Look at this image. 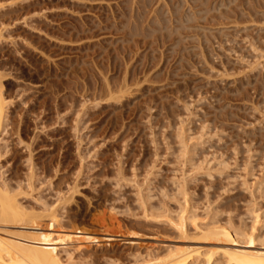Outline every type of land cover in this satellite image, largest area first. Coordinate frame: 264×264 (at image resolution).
I'll list each match as a JSON object with an SVG mask.
<instances>
[{
    "label": "rangeland",
    "instance_id": "1",
    "mask_svg": "<svg viewBox=\"0 0 264 264\" xmlns=\"http://www.w3.org/2000/svg\"><path fill=\"white\" fill-rule=\"evenodd\" d=\"M222 1L0 0L11 103L0 189L29 211L56 210L62 223L46 228L47 212L40 228L60 230L65 264H155L192 245L264 251V0ZM195 224H233L258 242L202 239Z\"/></svg>",
    "mask_w": 264,
    "mask_h": 264
},
{
    "label": "bare ground",
    "instance_id": "2",
    "mask_svg": "<svg viewBox=\"0 0 264 264\" xmlns=\"http://www.w3.org/2000/svg\"><path fill=\"white\" fill-rule=\"evenodd\" d=\"M134 1V0H133ZM137 1V0H136ZM215 1V0H214ZM220 1V0H219ZM224 1V0H223ZM223 1H222V3H223ZM230 1V0H229ZM234 1V0H233ZM159 2V1H158ZM199 2V1H198ZM203 2V1H202ZM186 3H187V1H186ZM219 4H220V2H218ZM218 3H216V4H218ZM151 4V3H150ZM175 5V4H174ZM187 5V4H186ZM221 5V4H220ZM219 5V6H220ZM223 5H225V4H223ZM180 6V5H179ZM188 6H189V4H188ZM198 6V5H197ZM213 6V5H212ZM219 6H217L218 8H220ZM226 6V5H225ZM169 7V6H168ZM175 7V6H174ZM222 7H224V6H222ZM228 7V6H227ZM227 7H224V8H227ZM179 8V7H178ZM177 8V9H178ZM189 8V7H188ZM194 8V7H193ZM216 8V7H215ZM217 8V9H218ZM169 9V8H168ZM192 9V8H191ZM201 9V8H200ZM199 9V10H200ZM244 9V8H243ZM198 10V11H199ZM203 11H205L204 9H202ZM212 9H210V11H211ZM219 10V9H218ZM156 11V10H155ZM167 11V10H166ZM165 11V12H166ZM194 11V10H193ZM196 11H197V9H196ZM203 11H201V12H203ZM214 11V10H213ZM216 11V10H215ZM257 11V10H256ZM164 12V13H165ZM174 12V11H173ZM179 12V11H178ZM190 12H192L191 10H190ZM195 12V11H194ZM200 12V11H199ZM151 14V13H150ZM173 14V13H172ZM186 14V13H185ZM193 14V13H192ZM195 14V13H194ZM193 14V15H194ZM207 14H209V13H207ZM240 14V13H239ZM163 15V14H162ZM189 15V14H188ZM192 15V16H193ZM134 16V15H133ZM172 16V15H171ZM205 16V15H204ZM220 16H222L221 14H220ZM224 16V15H223ZM149 17V16H148ZM180 17V16H179ZM183 17V16H182ZM190 17V16H189ZM149 18H151V17H149ZM149 18H148V20H149ZM166 18V17H165ZM197 18V17H196ZM196 18H194V19H196ZM204 18V17H203ZM225 19H226V17H224ZM12 19V18H11ZM183 19V18H182ZM192 19V18H191ZM199 19V18H198ZM198 19H197V21H198ZM201 19V18H200ZM234 19V18H233ZM176 20V19H175ZM187 20V19H186ZM253 20V19H252ZM155 21V20H154ZM157 21V20H156ZM178 21V20H177ZM236 21V20H235ZM258 21V20H257ZM171 22V21H170ZM185 22V21H184ZM250 22H252V21H250ZM254 22V21H253ZM2 23V22H1ZM0 23V24H1ZM4 23V22H3ZM172 23V22H171ZM240 23V22H239ZM243 23V22H242ZM246 23V22H245ZM9 24V23H8ZM158 24V23H157ZM161 24V23H160ZM181 24V23H180ZM220 24V23H219ZM224 24V23H223ZM2 25V24H1ZM3 25H7V24H3ZM3 25H2V27H3ZM184 25V24H183ZM180 26V25H179ZM188 26H191V25H188ZM5 27V26H4ZM168 27H170V26H168ZM178 28V27H177ZM185 28H186V25H185ZM188 28V27H187ZM191 28V27H190ZM168 29V28H167ZM145 30V29H144ZM156 30V29H155ZM185 30V29H184ZM172 31V30H171ZM2 31H0V33H1ZM172 34V33H171ZM4 35V34H3ZM2 35V36H3ZM0 36H1V34H0ZM182 40V39H181ZM7 68V67H6ZM4 70V69H3ZM1 71V70H0ZM5 72V71H4ZM4 72L2 73V74H4ZM8 72V71H7ZM7 72H5V73H7ZM126 72V71H125ZM1 73H0V129H4V126L2 127V124L3 125H5V124H7V123H3V121L5 120V118H6V114H5V118H4V120H3V115H4V113H6L5 112V106L7 105V103H8V101H7V103H6V105H5V102H6V100L7 99H4V97H3V92H2V89H3V76H8L7 74H4V75H2ZM11 74V73H10ZM17 74V73H16ZM102 74V73H101ZM127 74V73H126ZM12 75V74H11ZM11 75H9V76H11ZM152 75V74H151ZM146 76V75H145ZM148 76V75H147ZM104 75H103V79H104ZM125 77H126V75H125ZM11 78H12V76H11ZM14 78V77H13ZM124 78V77H123ZM5 79V78H4ZM107 79V78H106ZM125 79V78H124ZM15 80H16V78H15ZM105 80V79H104ZM138 80H139V78H138ZM109 81V80H108ZM123 81V80H122ZM121 81V82H122ZM152 81V80H151ZM24 82V81H23ZM105 82H107V80H105ZM145 82V81H144ZM127 83V82H126ZM31 84V83H30ZM110 83H108L107 84V86L109 85ZM125 84V83H124ZM141 84V83H140ZM139 84V85H140ZM32 85V84H31ZM120 85H121V83H120ZM120 85H119V87H120ZM126 85V84H125ZM132 85H134V84H132ZM136 85H138V84H135V86ZM130 86V85H129ZM48 87H50V86H48ZM123 87H125V88H122L124 91H125V89L128 87V86H123ZM134 87V86H133ZM53 88V87H52ZM51 88V89H52ZM56 88V87H55ZM121 88V87H120ZM120 88L118 89V90H120ZM130 89L132 88L131 86L129 87ZM135 88H137V87H135ZM5 89V88H4ZM109 89H110V86H109ZM108 89V90H109ZM117 90V91H118ZM122 90V91H123ZM127 90H129V89H127ZM83 91V90H82ZM116 91V90H115ZM121 91V90H120ZM120 91H118L119 93H120V95L122 94V92H120ZM109 93L111 92V91H108ZM135 92H137L136 90H135ZM96 93V92H95ZM94 93V94H95ZM125 93V92H124ZM126 93H129V94H131V92H129V91H127ZM132 93H133V91H132ZM111 94V93H110ZM110 94H108V97H110L111 95ZM113 94V93H112ZM116 94V92H114V94L112 95V96H114ZM118 94V93H117ZM116 94V95H117ZM85 95V94H84ZM107 95V94H106ZM115 95V96H116ZM124 95L125 94H122V96L124 97ZM128 95V94H127ZM134 95V94H133ZM111 96V97H112ZM130 96V95H129ZM110 97V98H111ZM116 97H118L117 99H115V101H117L118 99H119V96H116ZM131 97H132V95H131ZM110 98H108L109 100H110ZM113 98H115V97H113ZM112 98V99H113ZM95 99V98H94ZM102 99V98H101ZM103 99H106V98H103ZM122 99H125V98H122ZM108 100V101H109ZM120 100H121V98H120ZM119 100V101H120ZM113 101H114V99H113ZM10 103V102H9ZM8 103V104H9ZM123 103V102H122ZM11 104V103H10ZM161 112V111H160ZM8 113V112H7ZM160 115V114H159ZM225 115V114H224ZM6 121V120H5ZM169 124V123H168ZM2 127V128H1ZM6 127V126H5ZM8 127V126H7ZM6 127V128H7ZM5 130V129H4ZM1 131V130H0ZM222 132H224V131H222ZM221 132V133H222ZM226 132V131H225ZM164 135V134H163ZM220 135V134H219ZM175 136H177V135H175ZM179 136H180V134H179ZM179 136H178V138H179ZM228 137V136H227ZM176 138V137H175ZM182 138V137H181ZM219 138V137H218ZM166 139V138H165ZM220 139V138H219ZM218 139V140H219ZM183 140V139H182ZM220 141V140H219ZM156 142V141H155ZM179 143V142H178ZM177 143V144H178ZM180 143H182V141H180ZM183 144L185 145V143L183 142ZM182 144V145H183ZM183 145V146H184ZM178 146H180V144L178 145ZM182 147V146H181ZM185 147V146H184ZM187 147V146H186ZM185 147V148H186ZM220 147V146H219ZM186 149H188V147L186 148ZM189 150L190 149H188V151L186 150L185 151V155H187V153L186 152H189ZM203 150V149H202ZM184 151V150H183ZM182 151V152H183ZM180 152H181V150H180ZM194 154V153H193ZM195 155V154H194ZM197 155V154H196ZM190 156H192V155H190ZM188 157V156H187ZM189 158V157H188ZM195 159V158H194ZM193 159V160H194ZM191 160V159H190ZM149 177V176H148ZM148 179V178H147ZM146 179V180H147ZM151 179V181H152V178H150ZM146 180H145V182H146ZM148 181V180H147ZM182 181V180H181ZM183 182H186V181H183ZM183 182H181V184L179 185L180 187H182L184 184H182ZM146 184V183H145ZM148 184V183H147ZM146 184V185H147ZM187 184V183H186ZM185 184V185H186ZM141 185V184H140ZM150 185V184H149ZM149 185L148 186H146V187H149ZM182 185V186H181ZM180 187H176V188H179V192H180V190L181 189H185V187H183V188H181L180 189ZM155 188V187H154ZM187 188V187H186ZM7 189V188H6ZM3 189L4 190V192H3V190H1L0 189V226H18V227H22V228H26V230H27V232H25L24 230V232L25 233H23L24 235H21V236H9V237H5V236H3V235H1V232H0V264H65L62 260H61V258H60V256L61 255H59L58 254V251H59V248H58V244L56 245V243L58 242L57 240H60V239H63V241H64V239L65 238H60L61 236H59L60 235V233H58L60 230H54V228H53V230H51V228H48V229H50L51 231H47V232H45V230L44 231H42V228H40V226L42 227V225H40V223H42L41 222V220H43V217H44V219H45V215H46V218H49L48 217V215L50 216V218H52L50 221H49V223H47L46 225V228L48 227V225L50 224H53L52 226H57V225H55L56 223L58 224H60V222L57 220V218H59L58 216L56 217V210H54V208L55 207H53V210L54 211H51L50 210V212H48V211H43V213L41 214V212H40V210H39V212H40V214L39 213H37L38 211L36 210V212L34 211L35 209H30V211L29 210H27V207H24V206H22L23 204H21L20 202H19V200L17 199V198H15V196H14V194L11 196V194L12 193H9V191H7V190H9V189ZM75 189V188H74ZM184 189H183V191L182 192H184ZM71 190H72V188H71ZM76 190V189H75ZM162 190V189H161ZM161 190H160V192H161ZM186 190H188V189H186ZM11 191V190H10ZM141 191V190H140ZM75 192H77V191H72V193H73V196H74V194H75ZM148 192V191H147ZM176 192H178V191H176ZM187 191H185V193H186ZM149 193H152V192H149ZM188 193V192H187ZM141 194V193H140ZM147 194V193H146ZM145 194V195H146ZM164 194V193H163ZM72 195V194H71ZM71 195L68 197V198H72L71 197ZM144 196V193L143 194H141V196H139V198H142L143 196ZM149 195V194H148ZM180 195H182V194H180ZM185 195V194H184ZM167 196V195H166ZM169 196V195H168ZM150 197V196H149ZM154 197V196H153ZM74 198V197H73ZM144 198H145V196H144ZM144 198H142V199H144ZM152 198V197H151ZM155 198H157V197H155ZM231 198V197H230ZM163 199V198H162ZM165 199V198H164ZM65 200H67V198H65ZM73 200V199H72ZM141 200V199H140ZM153 200V199H152ZM143 201V200H142ZM141 201V203L143 204V205H146V206H148L146 203H148L146 200V203H145V201H143L142 202ZM160 201V200H159ZM166 201V200H165ZM67 202H69L68 200H67ZM72 202V201H71ZM70 202V203H71ZM227 202V201H226ZM91 203V202H90ZM151 203V202H150ZM160 203V202H159ZM162 203V202H161ZM224 203V202H223ZM236 203V202H235ZM68 204V203H67ZM141 204V205H142ZM46 205V204H45ZM44 205V206H45ZM77 205V204H76ZM142 205V206H143ZM160 205V204H159ZM140 206V205H139ZM146 206L144 207V208H146ZM151 206V205H150ZM161 206H164L163 204L161 205ZM255 206V205H254ZM253 206V208L255 209V207ZM48 207V206H47ZM167 206H166V204H165V208H166ZM79 208V207H78ZM142 208V207H141ZM144 208H143V210H144ZM44 210H45V207L43 208ZM48 209V208H47ZM46 209V210H47ZM51 209V208H50ZM148 209V208H147ZM146 209V210H147ZM163 209V208H162ZM161 208H160V210H162ZM32 210V211H31ZM58 210V209H57ZM158 210H159V207H158ZM247 210H249V209H247ZM246 210V211H247ZM250 210H252L251 208H250ZM145 211V210H144ZM157 211V210H156ZM163 211V210H162ZM167 211H168V209H167ZM252 211H254V210H252ZM45 212V213H44ZM48 212V213H47ZM52 212V213H51ZM55 212V213H54ZM95 212H96V210H95ZM98 212V211H97ZM147 212V211H146ZM166 212V211H165ZM164 212V213H165ZM169 212H171L170 210L168 211V213L167 214H169ZM235 212V211H234ZM255 212V211H254ZM254 212H252V213H254ZM48 215H47V214ZM51 213V214H50ZM58 213V212H57ZM148 213V212H147ZM146 213V216L148 215ZM150 213V212H149ZM163 213V212H162ZM218 213V212H217ZM222 213H224V212H222ZM228 213L229 212H227V215H228ZM232 213V212H231ZM230 213V214H231ZM43 214H45L44 216H43ZM56 214V215H55ZM65 214V213H64ZM101 214H103V213H101ZM151 214H152V212H151ZM150 214V215H151ZM158 214H161V213H158ZM166 214V215H167ZM172 214V213H171ZM221 214V213H220ZM255 214V213H254ZM257 214H259V213H257ZM257 214H256V216H257ZM52 215V216H51ZM94 215V214H93ZM96 215V214H95ZM165 215V214H164ZM251 215V214H250ZM260 215V214H259ZM41 216H42V219H41ZM97 216V215H96ZM154 216V215H153ZM152 216V218L153 219H155L154 217ZM157 216V215H156ZM160 216V215H159ZM169 216V215H168ZM217 216V215H216ZM229 216V215H228ZM244 216V215H243ZM255 216V217H256ZM63 217V216H62ZM61 217V218H62ZM111 217V216H110ZM161 217V216H160ZM176 217V216H175ZM183 217V216H182ZM241 217V216H240ZM252 217H254L253 216V214H252ZM97 218V217H96ZM103 218V217H102ZM106 218V216H104V219ZM148 218V217H147ZM217 218V217H216ZM228 218V217H227ZM243 218V217H242ZM259 218V217H258ZM41 219V220H40ZM98 219V218H97ZM170 219H172L171 217L169 218V220ZM178 219V218H177ZM247 219V218H246ZM252 219H254V218H252ZM175 220V219H174ZM174 220H171V221H169L170 222V224L172 223V221H173V223H177V224H179L181 227L184 225H181L182 223H178V221H175L174 222ZM179 220V219H178ZM215 220V219H214ZM229 220V219H228ZM240 220V219H239ZM257 220V219H256ZM256 220H254V227H255V221ZM92 221V220H91ZM98 221V220H97ZM101 221V220H100ZM102 221H104V220H102ZM108 221V220H107ZM147 221V220H146ZM149 221V220H148ZM151 221V220H150ZM154 221H156V220H154ZM161 221H163V220H161ZM160 221V222H161ZM106 222V221H105ZM167 222V221H166ZM256 222H258V221H256ZM62 223V222H61ZM71 223H74V222H71ZM107 223V222H106ZM106 223H103V224H106ZM219 223V222H218ZM36 224H37V226H36ZM100 224V223H99ZM102 224V223H101ZM102 224V225H103ZM113 224V223H112ZM174 224V225H175ZM226 224H227V222H226ZM39 225V226H38ZM83 225V224H82ZM107 225V224H106ZM120 225V224H119ZM173 225V224H172ZM196 226L198 225V224H195ZM219 225V224H218ZM218 225H212V227L210 228V226H208V230L207 229H205L206 231H204L202 228H200V229H202V231L203 232H201V234H199L198 232V234L199 235H201V237L200 238H202V239H204V238H207V239H209V240H214V241H217V240H222L223 238L226 240V242L227 241H229V242H231L232 240H234V237L236 236V238H237V235H241V234H243V235H241V236H244L245 237V239H247L246 237L247 236H245V235H247L248 233H246L245 235H244V233H245V231H246V229H245V231H241L240 230V228H239V230L238 229H234L233 228V230H231V228H229L231 225H233V224H229V227H227L228 226V224H227V226H223V227H221L220 225L218 226ZM241 225H242V223H241ZM60 226V225H59ZM110 225H108V227H109ZM112 226V225H111ZM164 226V225H163ZM170 226V225H169ZM177 225H175V226H173V227H176ZM195 226V227H196ZM207 226V225H206ZM216 226V227H215ZM234 226V225H233ZM252 226V225H251ZM45 227V226H44ZM43 227V228H44ZM51 227V226H50ZM61 227V226H60ZM108 227H106V228H108ZM178 227V226H177ZM181 227H179V228H177L178 230H179V232H180V229H181ZM198 227V226H197ZM196 227V230L198 231V229H199V227L197 228ZM232 227V226H231ZM241 227V226H240ZM253 227V226H252ZM253 227V229H251V231L252 230H254L255 231V229L256 228H254ZM71 228V227H70ZM237 228V227H236ZM247 228V227H246ZM263 228V227H262ZM45 229V228H44ZM57 229V228H56ZM114 229V228H113ZM176 228H174V230H175ZM193 229H195V228H193ZM199 229V230H200ZM242 229V228H241ZM108 230V229H107ZM248 230V229H247ZM258 230V228L256 229V231ZM62 231V230H61ZM109 231H110V229H109ZM108 231V232H109ZM112 231V230H111ZM110 231V232H111ZM201 231V230H200ZM261 231V230H260ZM99 232V231H98ZM108 232H106V234L108 233ZM116 232V231H115ZM182 232H185V226H184V228L182 227V230H181V233ZM187 232V231H186ZM184 233V234H188V233ZM193 232V231H192ZM244 232V233H243ZM105 233V232H104ZM103 233V234H104ZM191 233V232H190ZM195 233H196V231H195ZM256 233H258V232H256ZM57 234V235H56ZM116 235H117V233H115ZM114 234V235H115ZM120 234V233H119ZM118 234V235H119ZM122 234V233H121ZM194 234V233H193ZM259 234V233H258ZM107 235H109V234H107ZM124 235V234H123ZM254 235V234H253ZM54 236H56V237H58V238H56V239H54V240H52L53 239V237ZM96 236H98V235H96ZM203 236V237H202ZM240 236V237H241ZM248 238H250L249 240H245V241H250L249 243H250V245L251 244H253V242H255L256 240L254 239V237L256 238V236L254 235V237L252 236V233L251 234H248ZM250 236H252V237H250ZM260 236V235H259ZM62 237H64V236H62ZM69 237V236H68ZM112 237V236H111ZM244 237H243V239H244ZM70 238V237H69ZM71 238H73V237H71ZM70 238V239H71ZM98 238V237H97ZM96 238V239H97ZM226 238H228V239H226ZM235 238V239H236ZM68 239V238H67ZM69 239V240H70ZM99 239V238H98ZM97 239V240H98ZM103 239V238H102ZM105 239V238H104ZM107 239H109V238H107ZM223 239V240H224ZM259 239V238H258ZM257 239V240H258ZM262 239V238H261ZM206 240V239H205ZM237 240H239V238L237 239ZM240 240H241V238H240ZM240 240L238 241V242H240ZM255 240V241H254ZM264 240V239H263ZM53 241V242H52ZM60 241H62V240H60ZM68 241V240H67ZM219 241V242H220ZM235 241V240H234ZM244 241V240H243ZM259 241H261V240H259ZM54 242H56V243H54ZM237 242V241H236ZM236 242H234L235 244H239L238 242L236 243ZM256 242H258V241H256ZM263 242V241H262ZM103 243H104V241H103ZM197 243V242H196ZM233 243V242H232ZM233 243V245H235ZM240 243H242V242H240ZM244 243H247V242H244ZM243 243V244H244ZM260 243V242H259ZM72 244V243H71ZM242 244V245H243ZM248 244V243H247ZM247 244H244V245H246L247 246ZM261 244H263V243H261ZM62 245V244H61ZM165 245H167V244H165ZM240 245V244H239ZM249 245V244H248ZM80 246V245H79ZM85 246V245H84ZM103 246V245H102ZM169 246V245H168ZM225 246V245H224ZM232 246V245H231ZM236 246V245H235ZM264 246V245H263ZM61 247V246H60ZM82 247V246H81ZM170 247V246H169ZM220 248H218V247H216V248H218V249H213V248H211V249H208V250H202L203 248L200 246H198V248L197 247H194L193 248V245H192V248L191 247H189L188 248V250L187 249H182V250H179V251H176L175 250V248L174 249H172V251H170L171 250V248H169V250H167L168 251V253L167 254H163V257L162 258H160V256L159 257H155V259L158 261V262H156L155 264H199V262L201 261V264H224L223 263V261H222V257H223V259H225L226 261H225V263H229V264H264V251H262V250H251V249H236V248H234V250L232 249V250H230V246H229V250H227V248H225L224 247V249H223V247L221 248V246H219ZM244 247V246H243ZM251 248V247H253V245H251V246H248V248ZM76 249V248H75ZM226 249V250H225ZM263 249V248H262ZM178 250V249H177ZM65 253L66 252H68V251H66L65 249L63 250ZM3 252H7L8 254L10 253V256H11V258H9V257H5V255L3 254ZM18 252V253H17ZM22 252V253H21ZM72 252V251H71ZM69 253V252H68ZM148 254H149V252H148ZM71 254L69 253V255L68 256H70ZM145 255H147V254H145ZM67 256V258H70V259H72L71 257H72V255L70 256V257H68ZM141 256H143V255H141ZM140 256V257H141ZM150 256V255H149ZM148 255H147V257H149ZM152 256H153V254H152ZM142 258V257H141ZM152 258V257H151ZM69 259V260H70ZM153 259V258H152ZM154 259V260H155ZM200 260V261H199ZM137 261V260H136ZM145 261H147V260H145ZM150 261V260H149ZM199 261V262H198ZM68 263H70V262H72L71 260L70 261H67ZM72 263H74V262H72ZM71 263V264H72ZM136 263V262H135ZM146 264H147V262H145ZM145 263H138V264H145ZM75 264V263H74ZM76 264H78V262L76 263ZM122 264V263H121Z\"/></svg>",
    "mask_w": 264,
    "mask_h": 264
}]
</instances>
